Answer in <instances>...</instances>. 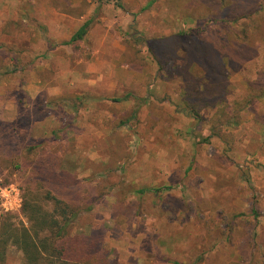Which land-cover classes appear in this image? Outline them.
Segmentation results:
<instances>
[{
    "label": "rangeland",
    "instance_id": "374dc122",
    "mask_svg": "<svg viewBox=\"0 0 264 264\" xmlns=\"http://www.w3.org/2000/svg\"><path fill=\"white\" fill-rule=\"evenodd\" d=\"M68 1L51 0L58 10ZM91 1L121 57L117 48L91 57L75 43L76 58L53 41L50 55L33 57L20 9V21L0 27V222L26 225L24 190L53 185V171L80 205L72 233L94 235L111 264H264V41L228 70L225 99L200 101L197 115L176 71L185 48L194 54L187 31L209 30V10ZM25 262L14 245L0 260Z\"/></svg>",
    "mask_w": 264,
    "mask_h": 264
},
{
    "label": "trees",
    "instance_id": "16d2710c",
    "mask_svg": "<svg viewBox=\"0 0 264 264\" xmlns=\"http://www.w3.org/2000/svg\"><path fill=\"white\" fill-rule=\"evenodd\" d=\"M154 1H147L142 10ZM195 4L209 10L204 19L211 25L207 32L201 28L187 31L194 54L192 57L185 48L184 54H189V59L185 60L184 55L183 65L176 71L185 83L187 104L193 114L198 113L194 105L200 101L225 99L223 90L228 70L237 71L255 58L264 41V0H190V6ZM87 27L88 22L83 23L70 42L81 39ZM156 58L160 62L161 58ZM193 64L206 69V73L201 77L193 75L190 71ZM43 168L35 163L33 174L43 176L40 170ZM49 173L56 180L53 185L49 181L43 191L24 190L21 212L27 224L16 226L7 219L0 222V260L4 259L5 249L14 245L26 264H111L106 249L94 235L72 233L80 205L75 201L72 187L53 171ZM34 190L39 197L32 195Z\"/></svg>",
    "mask_w": 264,
    "mask_h": 264
},
{
    "label": "crops",
    "instance_id": "0c3cea01",
    "mask_svg": "<svg viewBox=\"0 0 264 264\" xmlns=\"http://www.w3.org/2000/svg\"><path fill=\"white\" fill-rule=\"evenodd\" d=\"M82 1L70 0L64 6L61 4L58 10L51 0H37L36 2L35 0H0V27L7 19L13 22L20 21L17 13L13 20L15 15L13 10L20 9L25 18L23 21L27 25L26 28L31 34L27 41L32 46L29 50L33 52V57L50 55V51L55 48V46L52 47V41L55 44H61L60 46L65 48L70 56L76 58L80 53L76 50L80 49V46L83 47L84 52L90 53L91 57L114 58L115 56L111 52L116 51L115 48L120 51L118 56L121 57L123 49L110 34L108 26L106 27L103 23L105 17L100 12V5L86 0V4L79 6ZM85 22H88V27L84 36L70 42L72 35ZM75 43L78 44L77 49L74 45L71 46ZM110 62L109 64L104 62V67L108 69V76L112 78L113 68L116 65L114 61ZM107 81L110 83V87L107 88L115 87L113 79ZM92 84L90 83V86H93Z\"/></svg>",
    "mask_w": 264,
    "mask_h": 264
}]
</instances>
